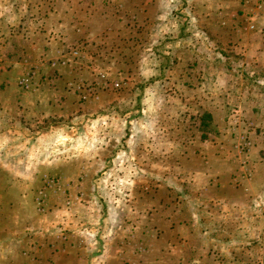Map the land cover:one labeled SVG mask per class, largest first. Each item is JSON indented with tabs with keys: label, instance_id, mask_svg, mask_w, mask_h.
Wrapping results in <instances>:
<instances>
[{
	"label": "rangeland",
	"instance_id": "rangeland-1",
	"mask_svg": "<svg viewBox=\"0 0 264 264\" xmlns=\"http://www.w3.org/2000/svg\"><path fill=\"white\" fill-rule=\"evenodd\" d=\"M190 1L167 0L134 20L131 0H0V189L8 192L12 209L2 215L0 233L22 223L26 239H44L43 218L55 198L65 212L55 230L61 238L82 245L87 264H119V255L132 248L141 252L144 221L152 216L171 224L196 220L173 212L186 207L181 194L191 192L180 177L194 166L185 145L208 141L213 147L205 151L231 159L224 171L234 190L250 186L245 196L226 192L245 210L231 212L244 224L231 230L246 233L245 264H264V100L245 101L247 94L260 96L264 53L261 60L248 57L243 46L244 36L261 29L258 19L264 31V0L255 5L256 14L236 23L243 32L236 42L222 36L225 26L215 13L221 5L198 9ZM203 12L209 13V27ZM58 55L72 67L52 68ZM203 59L215 62L209 71L214 75L208 80L194 71L198 92L191 97L188 88L171 86L183 76L178 64ZM27 74L33 75L30 90L19 86ZM251 84L259 93L246 90ZM204 100L206 112L208 106L218 109L216 116L201 117ZM250 110L257 119L243 132ZM243 137L257 140L256 148L250 152L240 144ZM41 188L44 212L38 215L32 201ZM148 248L153 254V244Z\"/></svg>",
	"mask_w": 264,
	"mask_h": 264
},
{
	"label": "crops",
	"instance_id": "crops-1",
	"mask_svg": "<svg viewBox=\"0 0 264 264\" xmlns=\"http://www.w3.org/2000/svg\"><path fill=\"white\" fill-rule=\"evenodd\" d=\"M116 1L122 2V0ZM192 1L194 4H196L198 9H205L200 5H206V3L210 2L214 5L217 4L223 6H218L221 8V10H218L216 8L215 13L219 17L222 26H225L222 32V36H226V39H228V41L236 42V40L238 39V33H243L240 31L239 27H237L238 25H236V23L241 22L245 14L249 15L251 13H257L255 5L258 3V0H240L238 4L231 1L227 2V0H191L190 2ZM165 2H167V0H131V3L134 6L132 5L130 7L131 10H128V12L133 10V12L129 13V16H131L134 20H138L140 18V14H145L148 10H150V6H154L157 12L161 9V7H163ZM121 6L122 5H120L119 8ZM145 9H147V11H145ZM203 13L204 15L203 17H201V20L205 23V25L207 23V27H209V20L211 19L209 17V13ZM119 17L122 18L123 16ZM261 23L262 21L258 19L257 24L261 29H259L257 32L246 36L243 35L244 39L240 37L243 40H246L245 43H243L245 50H247L246 55L250 57L251 55L255 54L259 58V60H261L262 53H264V50H262L264 49V46L261 40H259L264 39V31L261 32L263 24ZM79 31L80 30L78 29V32ZM251 40H258V44L255 41V45H252L250 43ZM58 58H60L59 55L56 56V59ZM262 60H264V55ZM214 63L215 62H213L212 60L203 59L202 62H191V68H189L190 66H188L187 62L178 64L179 73L182 71L183 76L180 77L179 74V78L175 80L171 86L175 89L180 90L179 92H181V90L183 89L187 92L186 89L188 88L189 92L187 93V95L192 97V94L196 93L195 91L198 92L197 89H194L195 84L200 83L198 78L194 76L196 75L193 74L194 71L197 70L198 73L203 72L201 74H203L204 76L208 75L207 79L210 80L213 77L211 75H214V73L209 71L212 69V67L214 68ZM258 66H260V64H258ZM258 66L256 65L254 68L255 70L257 69L261 72V70L259 69L260 67ZM68 67L72 66L67 64L66 66L58 68L61 70L67 69ZM261 73L263 76L259 74V79L263 80L264 83V73ZM198 77H200V74H198ZM34 80L37 81L38 78L35 77ZM259 83L260 85L257 87H260L261 93H259V89H256L255 86L253 87L252 84L246 90L259 93L260 96L254 93L247 94L245 97V101L249 100L248 97L250 96L256 97V99L263 98L264 100V86H262L263 83ZM116 84H118V82H116L115 85ZM190 85H192V87H190ZM26 95L22 94V96H25L27 98V100L35 99L32 96ZM170 98L173 97L171 96L169 97V99ZM210 99L211 98L209 97L206 103L210 102ZM256 99L253 98V100ZM0 100H5V98L0 97ZM204 103L205 100L202 104L203 111L201 113V117L204 115L216 116L218 114V109L215 106H208V112H206V108L204 109L203 107L205 106ZM36 104L37 100L35 105ZM3 107V105H0V108ZM246 108L247 107L244 104V111ZM247 114L249 115V119H246L247 124H244L243 122L239 123L244 124L243 127L245 128V131L243 132H247L250 129L248 128V125H253L254 122L250 123V120L257 119L255 118L256 115L254 110H250L249 112H247ZM262 133H264V131ZM247 139L249 140L248 142L245 141L244 137L241 138L240 144L246 143L251 152V150L256 148L255 144L257 145V140H253L252 137ZM185 146H187L189 148V152L193 154L191 158L194 157V160L192 161L194 166H192L190 171H187L183 170L184 164L180 165L181 168L179 171L183 170L182 172H180L182 173L180 177L187 179L189 183L188 187L191 190L190 193L181 195H184L183 198L185 199V203L189 204L190 202V204H187L186 207L181 206L177 209L174 207L173 213L181 211V216L184 215L183 217H185V214L183 213L186 212L187 214H190V218L194 217L196 218V220L193 221L192 219H189L185 222L179 220L171 224L168 223L167 220L165 221L164 219H159V217L152 216L150 218V222L144 221V224L146 223V228L144 227L145 229L143 230L145 231L147 237H143L142 246H138L141 252L137 253L134 248H132V250L127 251L125 257L119 255V264H219L221 258L224 261V264H245L246 255L243 251L246 250L245 245L246 243H248L246 239V233L242 231L237 232V230H231L235 226L236 228L238 226H241V229L242 225L244 226V224H242V222H240L238 218H235L231 214V212H236V210L240 212V214L244 213L245 210H242L244 206L239 204V200L235 202L234 199L230 197L226 192L228 191L232 194H234L235 192L237 193L235 194L237 196H245L247 195L246 193L250 190V186H247L248 188L246 187V185L248 184L240 186L238 190L241 192H239L237 189L234 190L228 178V171H224V167H227L230 158H228V160H226V158H216L210 151H205L213 147L212 142L193 141L191 147L188 145ZM196 152H199V155H196ZM219 167H221V170H219V172L221 173H218ZM251 180H254V178L252 177ZM215 181L218 182L219 188H213L216 186L213 184V182ZM41 190L43 189L41 188L40 190H38L39 192H35L33 195L32 204L34 205V209L36 210V212V200L39 198L38 194L42 192ZM44 194L49 195V191H44ZM0 195L1 220L2 215L6 212L12 211V209L10 210V205L8 204L9 201L7 200V196L9 195L8 192H3V189H0ZM21 203L22 202L19 201V207L17 210L20 213L22 212L20 210L22 209ZM62 207V201H57L55 198L49 200L47 215L43 218L45 222L43 225L44 228H42L44 230H42V232L48 233V236L44 239L39 238L36 235V237L34 236L32 240L30 238L26 239L22 234L24 229L22 223L19 225H15L14 227L8 224L7 226H10V228L5 232L0 233V264H87V250L83 247H80L82 245H77V242H75L76 240H74L73 245L70 246L71 239L69 237H65L64 239H62L61 236L55 231L57 224L61 223L62 218H64L63 216L65 212L63 211ZM49 209H51V211H49ZM49 217L51 218L50 221L47 220ZM66 218V220L69 219L68 216ZM202 219H204V221H202ZM68 222L69 220L66 223ZM16 223L18 224L19 222ZM69 229H74V226H70ZM149 235L152 237L150 240L151 242H149ZM39 239H43L44 241H37ZM66 240L67 242H65ZM85 242H87L86 239ZM150 243L154 246L155 251L153 254H148V245H150ZM233 245H235V247H233ZM220 247L223 253L219 250ZM55 249H57V251H55Z\"/></svg>",
	"mask_w": 264,
	"mask_h": 264
},
{
	"label": "built area",
	"instance_id": "built-area-1",
	"mask_svg": "<svg viewBox=\"0 0 264 264\" xmlns=\"http://www.w3.org/2000/svg\"><path fill=\"white\" fill-rule=\"evenodd\" d=\"M250 28L252 29L253 25L250 26ZM71 54L73 55V56L71 55L73 58H76L78 56V52H76V51H72ZM68 62H69V59H67V58L62 56V57H60V58H58L56 60H53L52 63H51V66H52V68H58V67L66 66L68 64ZM29 75L27 74V77H23L19 81V86L21 88H23L24 90L32 89V84H31L32 80L31 79H32L33 75H30V76ZM100 78L102 79V78H104V76L102 74H100ZM77 88L80 89L79 86H77ZM38 199L39 200H38V203H37V206H38L37 210L40 213H42V212H44L43 200H42V197H39Z\"/></svg>",
	"mask_w": 264,
	"mask_h": 264
},
{
	"label": "trees",
	"instance_id": "trees-1",
	"mask_svg": "<svg viewBox=\"0 0 264 264\" xmlns=\"http://www.w3.org/2000/svg\"><path fill=\"white\" fill-rule=\"evenodd\" d=\"M169 58V57H168ZM165 67L163 66L161 69H164Z\"/></svg>",
	"mask_w": 264,
	"mask_h": 264
}]
</instances>
